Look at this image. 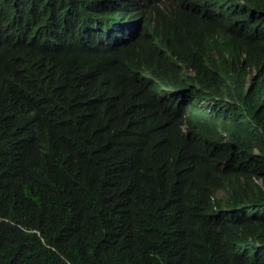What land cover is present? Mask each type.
Listing matches in <instances>:
<instances>
[{
	"label": "trees",
	"instance_id": "16d2710c",
	"mask_svg": "<svg viewBox=\"0 0 264 264\" xmlns=\"http://www.w3.org/2000/svg\"><path fill=\"white\" fill-rule=\"evenodd\" d=\"M0 264H264V0H0Z\"/></svg>",
	"mask_w": 264,
	"mask_h": 264
}]
</instances>
